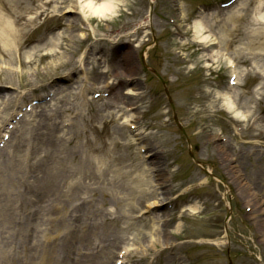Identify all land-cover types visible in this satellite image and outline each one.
<instances>
[{"label": "rangeland", "instance_id": "rangeland-1", "mask_svg": "<svg viewBox=\"0 0 264 264\" xmlns=\"http://www.w3.org/2000/svg\"><path fill=\"white\" fill-rule=\"evenodd\" d=\"M118 1L107 20L56 3L28 12L21 48L0 56V97L13 100L0 101V264H227V250L233 264H264V0ZM141 53L227 189L189 157ZM157 214L164 224H150Z\"/></svg>", "mask_w": 264, "mask_h": 264}, {"label": "bare ground", "instance_id": "bare-ground-1", "mask_svg": "<svg viewBox=\"0 0 264 264\" xmlns=\"http://www.w3.org/2000/svg\"><path fill=\"white\" fill-rule=\"evenodd\" d=\"M69 2H71V4H69ZM30 3L32 4L31 6H25L22 4V2H20L19 0H13L9 3H5L4 0H0V42L2 44L3 49H0V56H4L3 52L8 53L9 51H13V52H17L19 48H21L22 44H21V38H22V31L24 29L29 28L32 23L35 21V18H27L26 15L28 12L31 11H37V14H44L48 12V6L49 4H59V8L64 9L65 11L70 10H77L80 14V18H82L83 20H87V18L89 16L92 17H97L99 19H109L112 16L115 15L116 11H117V7L119 4L118 0H30ZM69 4V5H68ZM195 25V33H196V37H199L201 41L203 42H207L208 38L207 37H203L202 32L204 31V28L202 27V24L200 21H196L194 23ZM70 26L72 27V29L77 28L76 24L74 22H72L70 24ZM195 37V38H196ZM221 40V39H220ZM8 41L10 43L9 46H5V42ZM223 44V41H214L212 43H210L209 45H219V44ZM50 45H55V42H51L49 43ZM213 56V55H212ZM211 57V56H210ZM15 60L19 63L22 64L23 62L18 59L15 58ZM59 67H61L63 69V65L60 64L58 65ZM7 72H9L8 70H6ZM10 83L9 79L7 76L1 77L0 76V89H2L4 84ZM24 83L23 81L20 82V86H23ZM57 89L54 88V93L56 95V92L59 93V91L61 92L62 90H64V88H61L59 86L56 87ZM56 91V92H55ZM54 95V94H53ZM225 107L227 109L228 112H233L234 111V101L232 99V97L230 95H228L227 93H225ZM0 101L1 103H3L7 108L13 104V100L11 98L7 99V100H3V98L0 97ZM54 106V105H53ZM49 112H53V113H65V110L62 108V106L57 107L54 106V108H52V105H49ZM44 113L40 114L43 115ZM236 116H242V113L240 112H235ZM51 143L49 144L48 142V146H50ZM113 145H115V143H113ZM106 148V146H104ZM110 150H112L111 147H109ZM109 148H107L109 150ZM9 160V156L8 158L5 159V162L8 163ZM159 172L160 176L164 175L163 170L158 169L157 170ZM68 172L70 174H74L73 170H68ZM68 175V174H66ZM146 179L147 176L145 175ZM150 178V175L148 176V179ZM143 178L141 179V177H137L134 178L132 181H134L135 183V188L137 190H140V185H145L143 184ZM71 189H73V187H71ZM144 197L147 196H155V192L154 191H146ZM147 194V195H146ZM153 198V197H152ZM148 199V198H147ZM144 199V200H147ZM161 202L160 201H155L152 200L150 202L147 203V209L151 210L154 209L156 206H160ZM190 210L192 212H195L196 209L195 207H190ZM79 206H76L73 210V214L70 215L69 217V221L70 223L74 226L76 224L80 225L82 224L80 217H79ZM152 219V220H151ZM150 224H164L163 222V216L162 215H154L152 218H149ZM150 224L148 226H150ZM145 228H149L145 225H143V229L139 230L140 234L146 235L147 233H145ZM107 243L110 242V238H107ZM172 247V246H171ZM146 250H148L149 248L146 246L145 247Z\"/></svg>", "mask_w": 264, "mask_h": 264}]
</instances>
